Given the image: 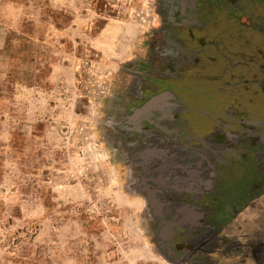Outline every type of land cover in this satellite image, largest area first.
<instances>
[{
  "label": "rangeland",
  "instance_id": "1",
  "mask_svg": "<svg viewBox=\"0 0 264 264\" xmlns=\"http://www.w3.org/2000/svg\"><path fill=\"white\" fill-rule=\"evenodd\" d=\"M160 3L0 0V264H170L162 257L166 226L152 219L163 213L166 192L150 180L153 169L193 165L177 149L182 135L171 132L182 124L162 122L164 131L143 123L136 132L122 105L135 88L131 66L104 64L90 46L117 17L137 25L141 44L146 16ZM133 53L145 50L136 45ZM153 136L151 148L140 143ZM222 159L209 197L171 207L201 212L197 227L208 234L200 257L207 256L195 264H264V173L252 157L247 168Z\"/></svg>",
  "mask_w": 264,
  "mask_h": 264
},
{
  "label": "flooded vegetation",
  "instance_id": "2",
  "mask_svg": "<svg viewBox=\"0 0 264 264\" xmlns=\"http://www.w3.org/2000/svg\"><path fill=\"white\" fill-rule=\"evenodd\" d=\"M160 2L152 5L150 26L142 34L145 54L128 64L135 88L122 105L129 106L127 113L141 134L143 123L160 130L162 122L182 124L180 132H171L182 135L183 145L177 149L193 165L152 170L155 179L150 182L166 192L163 213L153 211L152 219L166 226L161 233L167 235V255L162 257L170 264H195L207 256L200 257L206 252L200 242L207 229L197 227L196 207L178 209L171 202L187 197L196 204L209 197L220 182L216 166L223 164L225 155L244 168L253 165L252 157L257 171L264 173V0ZM172 94L178 99L167 103ZM164 95V101L158 99ZM198 117L207 120V128L202 129ZM155 139L140 143L151 148ZM189 141L194 147H188ZM177 245L189 256L176 259ZM150 246L159 248L156 241Z\"/></svg>",
  "mask_w": 264,
  "mask_h": 264
},
{
  "label": "crops",
  "instance_id": "3",
  "mask_svg": "<svg viewBox=\"0 0 264 264\" xmlns=\"http://www.w3.org/2000/svg\"><path fill=\"white\" fill-rule=\"evenodd\" d=\"M67 8V7H66ZM73 13L71 8H67ZM149 16V15H148ZM146 23L138 24L140 28L144 27L145 24H149V18L146 16ZM72 18V23L68 27H72L75 23ZM145 23V24H144ZM68 28H66L67 30ZM141 32V31H140ZM143 34V32H141ZM139 35H137V25L129 20H122L121 18H116L114 22H106L97 32L96 36L91 39L90 46L95 51L99 53L100 60L107 65H122L129 64L134 60L135 46H139L137 41ZM142 36V35H141ZM103 39H113L115 44L106 42L105 44L101 42ZM21 47V46H20ZM19 45L17 47L16 53H19ZM139 49V47H138ZM118 68V67H117Z\"/></svg>",
  "mask_w": 264,
  "mask_h": 264
}]
</instances>
